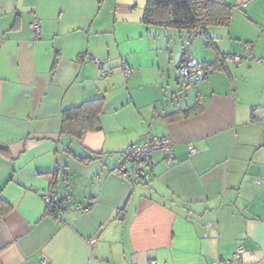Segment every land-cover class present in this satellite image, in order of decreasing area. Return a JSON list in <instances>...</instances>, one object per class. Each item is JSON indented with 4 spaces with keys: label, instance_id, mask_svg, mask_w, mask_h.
<instances>
[{
    "label": "crops",
    "instance_id": "0c3cea01",
    "mask_svg": "<svg viewBox=\"0 0 264 264\" xmlns=\"http://www.w3.org/2000/svg\"><path fill=\"white\" fill-rule=\"evenodd\" d=\"M222 1L226 59L195 81L176 68L214 61L205 36L145 24L147 0H0V264H264V0ZM154 137L171 151L124 165ZM50 189L78 210L47 215Z\"/></svg>",
    "mask_w": 264,
    "mask_h": 264
},
{
    "label": "trees",
    "instance_id": "16d2710c",
    "mask_svg": "<svg viewBox=\"0 0 264 264\" xmlns=\"http://www.w3.org/2000/svg\"><path fill=\"white\" fill-rule=\"evenodd\" d=\"M231 12L230 6L222 0H147L143 22L147 25L174 30L189 38L203 34L207 46L216 55L214 61L202 63L205 71L203 79H205L209 72L216 68L215 65L223 63L226 59L224 55L217 52L213 39L207 34V29L229 26ZM101 104L102 99L97 98L64 110L61 133L79 138L84 130L95 129ZM59 200L66 205L64 201ZM46 214H50V210H46Z\"/></svg>",
    "mask_w": 264,
    "mask_h": 264
},
{
    "label": "built area",
    "instance_id": "2783aa9c",
    "mask_svg": "<svg viewBox=\"0 0 264 264\" xmlns=\"http://www.w3.org/2000/svg\"><path fill=\"white\" fill-rule=\"evenodd\" d=\"M32 29L34 30L35 38L40 37V29L38 23L32 24ZM233 62L238 63L241 60V57H232ZM94 62L99 63V61L94 60ZM178 75L184 80H195L200 81L203 79L205 71L202 63L196 62L190 57H184L183 61L177 66ZM123 72L125 76H129L131 73L130 68L127 65L123 66ZM173 147V141L170 137H154L148 141L141 144H132L130 145L122 154V160L124 165H138L142 161L150 159L153 155L157 153L168 154ZM189 152H195L193 147L189 148ZM264 183V181H263ZM43 202L45 204L46 210H50V215L52 218L56 219L62 211H72L78 210V207L75 205L66 206L62 203L57 194L50 189L46 191L43 195ZM243 249L238 248L235 254V261L241 259ZM216 264H230L227 261H221Z\"/></svg>",
    "mask_w": 264,
    "mask_h": 264
},
{
    "label": "rangeland",
    "instance_id": "374dc122",
    "mask_svg": "<svg viewBox=\"0 0 264 264\" xmlns=\"http://www.w3.org/2000/svg\"><path fill=\"white\" fill-rule=\"evenodd\" d=\"M162 31H166V30H162ZM168 31V33H171L172 35H174L175 34V31H173V30H167ZM198 41H199V44H201V43H203L204 42V38L201 36V35H199L197 38H196ZM244 56V55H243Z\"/></svg>",
    "mask_w": 264,
    "mask_h": 264
}]
</instances>
